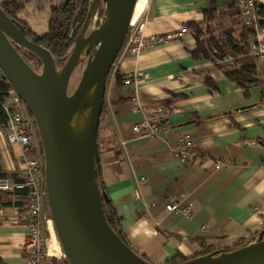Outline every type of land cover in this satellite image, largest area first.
Masks as SVG:
<instances>
[{
	"label": "crops",
	"instance_id": "0c3cea01",
	"mask_svg": "<svg viewBox=\"0 0 264 264\" xmlns=\"http://www.w3.org/2000/svg\"><path fill=\"white\" fill-rule=\"evenodd\" d=\"M217 2V31L236 32V8L230 0ZM208 4L147 0L145 35H177L136 57L117 56L121 73L144 74L136 88L119 86L114 69L106 83L99 182L130 247L154 264L198 255L200 239L227 248L264 228V65L248 50L237 54L231 48L222 60L193 58L195 40L189 29L180 31L188 21H202ZM241 67L254 69V81L245 87L224 75ZM158 105L170 106L164 127L155 137L135 133L136 123L155 121ZM184 133L194 143L188 164L176 156ZM218 160L228 165L217 169ZM0 173H21L18 148L2 134ZM170 200L192 205V216L165 211ZM25 204L26 196L0 199V264H24L27 258L21 248L27 225L18 213Z\"/></svg>",
	"mask_w": 264,
	"mask_h": 264
},
{
	"label": "water",
	"instance_id": "95a60500",
	"mask_svg": "<svg viewBox=\"0 0 264 264\" xmlns=\"http://www.w3.org/2000/svg\"><path fill=\"white\" fill-rule=\"evenodd\" d=\"M136 1L94 0L61 67L49 50L27 38L0 7V67L36 125L48 208L69 264H154L129 247L108 223L102 203L107 197L98 176L97 135L106 83ZM100 3L105 4L103 18L86 34ZM17 46L39 58V71L25 61ZM85 54L80 80L68 93L71 74ZM87 94L89 101L83 104ZM180 264H264V238Z\"/></svg>",
	"mask_w": 264,
	"mask_h": 264
},
{
	"label": "built area",
	"instance_id": "2783aa9c",
	"mask_svg": "<svg viewBox=\"0 0 264 264\" xmlns=\"http://www.w3.org/2000/svg\"><path fill=\"white\" fill-rule=\"evenodd\" d=\"M234 5L242 23L246 27L253 28L255 31V35L249 40L251 55L264 64V34L261 36L258 34L262 30H260L258 25L259 15L257 8V5H264V0H234ZM143 10L134 20L130 19L126 38L119 54L124 56L133 55L136 57L144 48H152L155 44L165 42L167 39L172 38V36L177 35L175 33V35L169 34L166 36L158 34L149 37L146 36L145 27L147 18ZM182 31H185V28H182L180 32ZM143 78L144 74L142 71L134 69L125 74V84L134 89L142 82ZM1 81H7L10 84L0 67ZM2 109L6 116V122L0 124V133L5 137L9 145L18 148L21 173L19 181L13 180L10 177H0V192L23 189L27 191L24 210L21 213L18 212L27 225V234L21 246L23 252L27 255L24 264H43L49 251L47 246L48 238L45 235V226L48 222L53 225V222L51 216L46 218L44 212V208L48 202L44 180L42 148L33 135L37 128L33 118L29 116L25 105L12 87L8 91V96L2 104ZM167 111L162 105L156 106L152 110V116L155 121L149 122L143 120L136 123L133 126V130L139 135L155 137L167 123ZM193 146L194 143L190 134L184 133L178 137L176 156L181 163L188 164L192 160L194 156ZM227 165L228 163L225 161H215V167L217 169ZM164 208L167 212L181 214L186 218L192 216V205L190 204L180 205L179 202L170 200L165 204Z\"/></svg>",
	"mask_w": 264,
	"mask_h": 264
},
{
	"label": "trees",
	"instance_id": "16d2710c",
	"mask_svg": "<svg viewBox=\"0 0 264 264\" xmlns=\"http://www.w3.org/2000/svg\"><path fill=\"white\" fill-rule=\"evenodd\" d=\"M74 1L75 0L68 1L62 7L53 8L47 31L39 35L34 34L33 38L30 37V32H31L30 29L28 28L25 29V27L21 23L19 22L17 23L19 29L23 32V34L27 38H29L31 41L39 43L47 50H49V52H51V54L55 58L56 65H63V63L65 62V60L67 59L70 53L71 44L75 39L74 29L77 25L76 18L81 17V21L83 20V18H85L86 0H79L80 5H78L76 8ZM217 1L218 0H208L209 4L208 7L203 11L204 18L202 21L199 22L188 21L184 24L183 28L189 29L195 40V46L191 50V55L196 60H202V59L222 60L226 56L225 54L226 48H231L237 54L243 53L244 50H247L248 41L252 39L253 36L255 35V31L253 28L246 27L242 23L239 14L238 17L240 18V22L237 20L235 24H240V25L236 32H230L224 30L217 31L215 27L216 23H214L217 21V18L214 16L217 10V5H218ZM230 4L233 6L234 0H230ZM21 6H22L21 0H0V7L10 18H12L15 13H18V11H20ZM257 8L259 15L258 25L261 29H264V5H257ZM237 18H234L232 21L234 22V20ZM20 54L34 70H37V68L41 66V61L39 60V58L29 50H26L24 53L20 51ZM29 56L31 57L33 63L32 61L31 62L28 61L30 59ZM113 68H116V66L115 65L112 66L111 71L113 70ZM114 73L116 80L118 82L117 84L122 87H124V85L126 86L125 74L121 73L118 68L114 69ZM224 75L225 77L235 81L237 84L241 85L242 87H245L246 84H249L254 81V77H253L254 69L250 67H241L239 69H233V68L227 69L224 71ZM207 82H211V81L207 80ZM10 89H11V85L7 81L0 82V124H4L6 122V116L3 112L2 104L4 103V100L7 98L8 91ZM173 96L179 97L181 96V94H177ZM166 103L168 102H165V104ZM167 108L170 110V106H168ZM169 110L167 111V114L169 113ZM29 116L32 117L30 114ZM103 117H104V109L100 116V122H99L100 124L98 128V135H97L98 147H99L100 127L103 121ZM33 135L34 138L37 140L38 132L34 131ZM41 153L43 155L42 149H41ZM0 177H7L6 173H0ZM12 179L16 181L20 180V178H18L17 175H15ZM99 185L101 190L104 191L100 182ZM26 194L27 191L25 189L13 190L9 192H0V199L12 198V197L19 198L20 196H26ZM106 197H107L106 200L102 199L103 210L106 219L110 224V226L130 247L129 242L125 238V235L123 234L120 227L121 219L112 208L111 201L107 194ZM22 210L24 209H21V211ZM21 211H19V213ZM198 244L201 248V251L200 253H198V255L208 254V253L218 254L224 251H231L237 248L238 246L235 245L227 248H217L215 247V245L211 243H207L206 240L204 239L198 240ZM143 258L145 257L143 256ZM187 259H189V257H184L178 254L173 258L171 264H180L181 262ZM51 260L53 262H56V259L53 257H51ZM62 262L69 264L65 257L63 258Z\"/></svg>",
	"mask_w": 264,
	"mask_h": 264
},
{
	"label": "rangeland",
	"instance_id": "374dc122",
	"mask_svg": "<svg viewBox=\"0 0 264 264\" xmlns=\"http://www.w3.org/2000/svg\"><path fill=\"white\" fill-rule=\"evenodd\" d=\"M21 1H22V6L20 8V11H18V13H15L14 16L12 17V19H14L17 23L18 22L21 23L25 27V29H27V28L30 29V31H31L30 37L33 38L34 34L39 35V34H43L47 31L49 21L51 19V13H52L53 8L62 7V6H64L65 3H67L68 1H71V0H21ZM74 2H75L74 3L75 8L78 5H80L79 0H75ZM93 2H94V0H86L85 16H86V13H87L89 6ZM146 2H147V0H142V3H141L142 7H141L140 12L145 8ZM233 8L234 9L236 8L235 5H233ZM104 9H105V4L100 3L93 19L91 20L90 24L87 27L86 34L99 26V24L103 18V15H104ZM237 13H238V11H237ZM84 20H85V18H83L82 21H81V17L76 18V24L77 25L74 29L75 30V32H74L75 37L78 34L79 30L81 29V26H82ZM214 23H216V22H214ZM260 30H262V31L258 32L259 36L264 34V29L260 28ZM73 44H74V41L71 44L70 51L73 47ZM17 49L19 52L21 51L22 53H24L27 50V49L20 47V46H17ZM247 50L250 53L249 41L247 44ZM86 60H87V54H85V57L81 60V62L73 70V72L71 74L70 81H69L68 93H72L74 91V89L76 88V86L80 80L82 71L84 69ZM28 61L29 62L32 61L31 57ZM32 63H33V61H32ZM61 66L62 65H57V67H61ZM40 69H41V66H39L36 71H39ZM35 131L37 132L36 129H35ZM37 142H38V144H40L39 137H37ZM44 212H45L46 218H49L50 212H49V208H48V203L44 208ZM45 235L48 238L47 246L49 248V251H48L47 257H45L43 264H66V263L62 262V260L65 256H64L63 250L61 248V245L58 241V238L56 236L54 226L52 224H50L49 222L45 226ZM257 236L258 235L254 236V237L249 236V237L243 239L240 242V244H238L237 248L242 246V245L247 244L249 241H251V242L255 241L257 239ZM51 257L55 258L56 262H53L51 260Z\"/></svg>",
	"mask_w": 264,
	"mask_h": 264
},
{
	"label": "bare ground",
	"instance_id": "6f19581e",
	"mask_svg": "<svg viewBox=\"0 0 264 264\" xmlns=\"http://www.w3.org/2000/svg\"><path fill=\"white\" fill-rule=\"evenodd\" d=\"M142 0H137L136 4H135V7L133 9V15H132V18L131 19H135L139 13H140V10H141V7H142ZM89 101V95L87 94L84 98H83V104H86L87 102ZM52 249V248H51Z\"/></svg>",
	"mask_w": 264,
	"mask_h": 264
},
{
	"label": "flooded vegetation",
	"instance_id": "af4514ba",
	"mask_svg": "<svg viewBox=\"0 0 264 264\" xmlns=\"http://www.w3.org/2000/svg\"><path fill=\"white\" fill-rule=\"evenodd\" d=\"M261 231V232H260ZM260 231H257V232H255L252 236L254 237V236H256V235H258L257 236V239L260 237V236H262V238H264V229L262 230H260ZM256 239V240H257ZM249 242H251V241H249Z\"/></svg>",
	"mask_w": 264,
	"mask_h": 264
}]
</instances>
